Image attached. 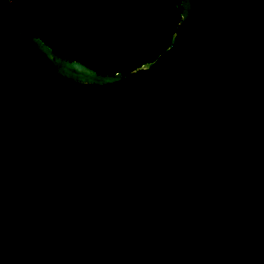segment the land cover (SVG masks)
<instances>
[{
	"label": "water",
	"instance_id": "water-1",
	"mask_svg": "<svg viewBox=\"0 0 264 264\" xmlns=\"http://www.w3.org/2000/svg\"><path fill=\"white\" fill-rule=\"evenodd\" d=\"M0 0V264H264V0H182L168 49L99 75Z\"/></svg>",
	"mask_w": 264,
	"mask_h": 264
},
{
	"label": "trees",
	"instance_id": "trees-1",
	"mask_svg": "<svg viewBox=\"0 0 264 264\" xmlns=\"http://www.w3.org/2000/svg\"><path fill=\"white\" fill-rule=\"evenodd\" d=\"M182 0H11L20 32L99 75L151 64L182 22Z\"/></svg>",
	"mask_w": 264,
	"mask_h": 264
}]
</instances>
